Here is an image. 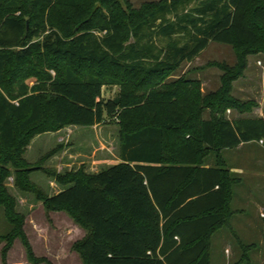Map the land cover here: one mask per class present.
I'll return each mask as SVG.
<instances>
[{
    "label": "trees",
    "instance_id": "16d2710c",
    "mask_svg": "<svg viewBox=\"0 0 264 264\" xmlns=\"http://www.w3.org/2000/svg\"><path fill=\"white\" fill-rule=\"evenodd\" d=\"M211 42L240 57L223 65L215 93L203 94L198 79L169 80ZM257 50H264V0H160L139 8L131 0H0V206L11 225L3 264L16 239L31 264H52L35 255L25 233L6 185L13 173L17 188L86 230L72 247L83 264H210V239L228 222L240 181L220 151L264 145V117L243 116L256 104L232 94ZM29 76L37 79L31 86ZM109 84L120 86L113 98L104 97ZM228 109L240 115L229 118ZM114 118L119 162L97 172L46 169L64 187L53 195L30 179L45 172L25 158L36 135ZM48 153L41 162L55 150Z\"/></svg>",
    "mask_w": 264,
    "mask_h": 264
},
{
    "label": "rangeland",
    "instance_id": "374dc122",
    "mask_svg": "<svg viewBox=\"0 0 264 264\" xmlns=\"http://www.w3.org/2000/svg\"><path fill=\"white\" fill-rule=\"evenodd\" d=\"M158 1L160 0H131L135 8ZM15 14L20 15V11ZM239 59V54L233 46L211 42L194 60L182 63L169 76V80H176L180 76L198 79L201 82L203 94L215 93L221 87L223 75L226 72L223 65L232 67ZM43 68L55 76V71L47 67L46 64L43 65ZM13 69L17 68L13 67ZM26 82L31 86L37 82V79L29 76ZM119 90V85H106L104 97L113 98ZM232 94L240 101H254L256 104L243 116L264 117V50H257L247 56V67L243 75L232 83ZM239 115L234 109L226 111V116L229 118ZM203 116L209 118L210 109H206ZM119 129V121L114 118L107 119L106 123L99 124L95 128L68 127L61 132H46L36 135L26 150L25 158L32 165L45 166V172L35 171L30 174V179L46 195H53L59 192L62 186L55 181L53 176L46 173V169L64 173L83 166L87 172H95L96 170L93 168L99 167L97 170H100L105 166L97 164L100 159L114 163L118 157ZM60 145L63 147L61 151L58 149ZM52 150H55V153L48 155L47 159L41 162L40 158ZM232 151H240L244 156L243 162L236 163V166H239V171L232 174L240 179V184L235 185L237 194L243 197L248 195L252 200L264 199V188L261 187L264 185V151L261 152L257 144H249L237 150L223 149L220 151L222 158L224 159V156L227 155L231 158L230 161L224 162L226 167L236 157ZM248 154L250 157L246 159ZM205 164L210 166L216 164L215 153H211L206 158ZM13 178L14 173L7 179L6 185L9 193L16 200V210L25 216L24 230L33 249V244L35 245V255L47 258L52 264H83L81 259V262L77 263L78 259L74 260L68 257L74 255L73 240L78 236L73 227V219L65 211L48 210L43 201L38 200L34 193L23 192L17 188ZM10 229L11 225L0 206V264H3L2 250L7 245V241L2 236ZM255 230L254 237L246 239L249 244L253 243L249 249L237 245L238 242L235 244L231 239L233 244L231 254L225 253L224 249L217 247L215 239L211 237L210 264H235L239 259H242L244 254L250 257L251 264H264V230H262L260 221L256 222ZM19 241L11 250L13 243L6 253L7 264H31L27 260L21 240ZM212 243L213 247H211ZM231 243H229L230 246ZM242 264H248V261L246 260Z\"/></svg>",
    "mask_w": 264,
    "mask_h": 264
},
{
    "label": "crops",
    "instance_id": "0c3cea01",
    "mask_svg": "<svg viewBox=\"0 0 264 264\" xmlns=\"http://www.w3.org/2000/svg\"><path fill=\"white\" fill-rule=\"evenodd\" d=\"M98 125H94L91 126V128H95ZM69 127H76L78 128V126H69ZM68 129V127L64 128V130ZM63 130V129H62ZM60 130V132L62 131ZM249 144H257V146L260 148L261 152L264 151V145H262L261 142H257V141H251V142H247V143H243L241 145H239L236 148H232V149H225V150H237L238 148H241L243 146H247ZM233 154L236 156L233 158V160L231 161V163L228 165V169L231 172V174L233 173H237L239 170V166H236L237 162H243V155L241 154L240 151H232ZM250 156L249 154L246 156V159H248ZM224 159L226 162L230 161V156H224ZM98 165H105V166H109L112 164H115L117 162H119V158L117 157V160L114 163H109L107 160H98L97 161ZM104 166V167H105ZM97 168H93L94 170H96L95 172L99 171L97 170ZM236 184H240V181L238 183H235L233 188H232V198L231 201L229 203V210L231 212V216L228 220L227 223H225L224 225H222L213 235H212V239H215V242L217 243V247L224 249V252L231 254V252H233V244L231 243V239L234 240L235 244L240 245L243 248L249 249L248 246H252L253 243H248L246 239L248 238H252L254 237V233H255V228H256V222L260 221L261 222V226H262V230H264V199L261 200H257L254 199L252 200L248 195H245L244 197L242 195H238L236 192ZM262 188H264V185H261ZM64 187L62 186L61 189H63ZM73 227L74 230H76V232L78 233V236L76 239L73 240V244L81 239H83L86 235V230L82 227H80L78 224H76L75 222H73ZM246 241V242H245ZM20 242L18 239H16V241L14 242V245L12 246L11 250L14 249V246ZM231 243L232 245L230 246ZM22 244V243H21ZM33 244V243H32ZM234 244V245H235ZM23 246V245H22ZM34 246V252L35 250V245ZM213 247V243L212 246ZM218 248V249H219ZM23 250H24V246H23ZM74 255H70L68 257H71L72 259L75 260L78 259L77 263L81 262V258L79 256V254L77 252H74ZM248 264H251V260L249 257ZM239 261L235 262V264L239 263ZM211 263V260H210ZM234 264V263H233Z\"/></svg>",
    "mask_w": 264,
    "mask_h": 264
}]
</instances>
